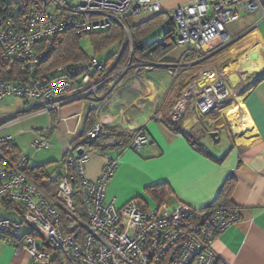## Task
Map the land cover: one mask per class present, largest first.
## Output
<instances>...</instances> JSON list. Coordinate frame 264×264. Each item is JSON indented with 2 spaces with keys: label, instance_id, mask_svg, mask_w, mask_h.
I'll return each mask as SVG.
<instances>
[{
  "label": "built area",
  "instance_id": "1",
  "mask_svg": "<svg viewBox=\"0 0 264 264\" xmlns=\"http://www.w3.org/2000/svg\"><path fill=\"white\" fill-rule=\"evenodd\" d=\"M20 8L18 16L13 11L0 19V70L16 66L23 74L19 81L0 80V102L10 97L40 102L34 114L53 113L49 132L64 136L60 117L64 106L103 103L127 77L140 80L142 72L159 68L169 69L174 80L202 69L172 108L171 121H183L190 104L198 115H208L233 92L215 67L201 66L217 52L204 51L218 41L225 43L223 48L228 46L227 27L242 16L259 12L264 21V0H190L167 13L175 23L176 44L185 48L183 58L176 63H133L128 21L163 13L162 0H20ZM114 24L126 35L130 58L125 66L116 67L119 54L113 62L94 57L84 64L60 66L49 78L39 76L40 67L67 33H96ZM190 54L197 58L186 62ZM6 127H0V213H13L19 220L0 215V246L11 245L16 254L27 252L35 264H215L214 242L241 219L239 209L215 204L171 209L165 203L146 211L133 200L117 208L107 201V187L119 159H110L101 178L92 182L87 178L89 150L76 141L67 142L63 176L52 194L33 176L30 158L20 152L13 137L1 135ZM104 129L103 122L95 125L84 143L97 140ZM46 136L33 141L34 150L51 148ZM149 144L143 130L129 149L137 152ZM105 145L114 147L116 140L108 139Z\"/></svg>",
  "mask_w": 264,
  "mask_h": 264
},
{
  "label": "crops",
  "instance_id": "2",
  "mask_svg": "<svg viewBox=\"0 0 264 264\" xmlns=\"http://www.w3.org/2000/svg\"><path fill=\"white\" fill-rule=\"evenodd\" d=\"M189 1L162 0L161 14H167L165 12ZM154 16H142L131 22L139 25ZM242 18L232 33L227 32L230 44L221 50L216 49L217 42L212 44L213 47L209 45L204 55L214 50L217 52L201 64L217 69L232 90V97L206 116L198 115L194 105L190 104L181 121V130L171 127V122H178L171 121L170 113L185 88L200 75L202 69L186 72L177 80L172 78L169 69L142 72L140 80L133 75L127 77L103 103H70L60 113L63 120L61 130L67 136L60 132H49L53 129L55 115H35V108L41 105L36 100L19 99L25 102L27 108L2 114L3 104L7 100L18 99L6 98L0 102V127L7 125L1 135L13 137L24 155L15 140L18 136L32 133L34 138H39L47 135L51 144L49 150H53V159H56L52 163H57L56 166H32L30 162V168L48 189L50 181H61L67 142H75L83 137L92 110L96 125L100 122L105 124L106 134L122 132L132 137L143 129L150 144L137 152L129 149V144L124 148L110 147L105 153L89 151L87 178L92 182L101 178L110 159H119L118 169L107 187V201L122 208L136 200L143 210H152L159 206L147 194V189L167 184L169 194L165 203L169 207L185 204L194 209H203L215 204L237 208L241 214L240 221L221 234L213 244L217 260L222 264H264V21L259 12ZM162 28L165 31V27ZM246 51L252 52V56L246 60H243L245 56L239 57L229 66L232 59L236 60L238 54ZM184 53L185 48L177 45L168 61L179 62ZM196 58L197 55L190 54L185 61L192 62ZM253 67H258L259 71ZM247 68L255 73H248ZM6 116L10 117L8 121H5ZM41 116L48 117V126L19 130V126ZM115 121L120 125L127 123L131 128L125 130L114 126L112 123ZM212 132L220 134L218 143L210 138ZM29 146L30 151H40L34 150L32 144ZM0 264L35 263L27 252L16 254L14 247L2 244Z\"/></svg>",
  "mask_w": 264,
  "mask_h": 264
},
{
  "label": "trees",
  "instance_id": "3",
  "mask_svg": "<svg viewBox=\"0 0 264 264\" xmlns=\"http://www.w3.org/2000/svg\"><path fill=\"white\" fill-rule=\"evenodd\" d=\"M20 8V0L19 2L11 1V0H0V19L9 16L13 11L15 12ZM128 27L133 35V45H134V54L132 57L133 63H175L169 62L168 57L175 51L177 48L175 34L176 27L173 19L167 14H160L154 16L153 18L147 20L146 22L134 25L131 20L128 21ZM165 27L164 35H159L162 37V40L159 42H153L151 44H147L145 41L157 30ZM124 30L118 25H112L108 30L89 33V34H78V33H67L62 42H59L54 50L51 58L43 64L39 69V76L49 78L54 73V71L63 65L66 64H84L89 62V59L85 52L81 47V40L85 36H89L91 39V45L93 52L95 53V57L105 51L108 47L116 44L123 43L124 39ZM158 36V37H159ZM120 58L116 64L117 68L125 66L128 61L130 55L128 51L126 52L123 49L120 52ZM119 55V54H118ZM117 56V55H116ZM115 58H112V60ZM111 60V59H110ZM110 60L108 62H110ZM104 61V60H103ZM186 73V72H185ZM184 74V73H183ZM183 74L181 76H183ZM23 74L19 72L18 68L13 67L8 71L0 70V80H13L19 81L22 78ZM182 122L173 123L171 122V127H175L177 130H181ZM95 112L92 110L89 114L87 120V126L83 137H80L76 141V145H84L86 149L90 152L97 153H105L110 147L105 145V142L108 139L114 138L116 140V145L112 148H124L128 147L132 140L136 137L138 132L143 131V129L138 130L132 137L126 135L121 132H111L110 134H106L105 131L102 135L94 141L85 142L83 138L95 127ZM129 144V145H128ZM38 181H40V177H36L33 175ZM55 183V184H54ZM59 180L50 181L48 183V190L50 193L55 194V188L57 187ZM54 184V187L52 186ZM147 194L157 203L159 208H161L168 197V185H156L147 189ZM78 205H80L79 200H77ZM81 206V205H80ZM215 264H222L220 261H216Z\"/></svg>",
  "mask_w": 264,
  "mask_h": 264
},
{
  "label": "rangeland",
  "instance_id": "4",
  "mask_svg": "<svg viewBox=\"0 0 264 264\" xmlns=\"http://www.w3.org/2000/svg\"><path fill=\"white\" fill-rule=\"evenodd\" d=\"M11 1L19 2V0H11ZM15 10H16L15 11V15L18 16L19 12H20L19 8L15 9ZM165 13H168V11L165 12ZM242 19L240 21L234 23V24L229 25L227 27V32L230 33L234 27L240 25ZM161 33H163V28L155 31L146 40L147 44H151V43H153L155 41L159 42V40H158L159 37L158 36ZM131 35H132V32H131ZM132 39H133V35H132ZM125 42H126V35L124 33V39H123L122 46H121V44L112 45V46L108 47L105 51H103L101 54L97 55V57L100 60H104L106 62L111 59L110 62H113L114 59L112 60V58H116V55L118 56V54H120V52L122 51L123 48L126 50V52L128 51V54L130 55L129 47H128L127 44H125ZM80 44H81V47H82L83 51L85 52L86 56L89 59L94 58L96 56L95 53L93 52L92 45H91V39H90L89 36L83 37ZM217 44H218V48H216V49H222L225 46V43H222V42H217L215 45H217ZM211 46L213 47L214 45H211ZM233 54H234V52H233ZM251 54H252V52L248 53V51L243 52L241 54H238V57L236 58V60L232 59L230 61L231 63H229V66L231 64H233L234 61L236 62L237 60H239L238 59L239 57L242 58L243 56H245L243 60H246V58H248L249 56H252ZM243 60L241 62H243ZM209 67H211V66H207L205 68L207 69ZM244 68H245V66H244ZM246 71L248 73H253V74L255 73L254 71H251L249 68H247ZM24 104H25V102H23V101H21L19 99L7 100L3 104L1 112H2V114L7 115V114H10L13 111L15 112V111H17V110H19L21 108H27V106H25ZM9 118L10 117L6 116L5 117V121H8ZM49 123H50V120L48 119V117L41 116V117H38L37 119L31 121V122H28V123L24 124L23 126H19L18 128H19L20 131L29 130L30 127L35 128L36 126H39V128H43V127L48 126ZM112 124H114V126H119V127H121L122 129H125V130H128V129L131 128V127H128L127 123H123V122L121 123V125L119 123H117V121L113 122ZM12 130H14V129H12ZM12 130H9V132L12 131ZM36 139L37 138L36 137L34 138V135L31 133V134L18 136L17 139H15V140H16L17 143H19V145L21 146V148L24 151V153L28 157L32 158V161H31V165L32 166H34V165H40V166L41 165H49L48 167L56 166L57 163H52L53 162L52 160H56V159H53L54 158L53 150H40L38 153H35L33 150L30 151L29 144L31 145L33 143V141L36 140ZM170 207L172 209L175 206L171 205ZM0 215L3 218H8V219H12V220H19L17 215H15L13 213H10V212H7V211H4V210L3 211L1 210ZM38 241H39V245L42 246L43 243L41 242V240H38Z\"/></svg>",
  "mask_w": 264,
  "mask_h": 264
},
{
  "label": "water",
  "instance_id": "5",
  "mask_svg": "<svg viewBox=\"0 0 264 264\" xmlns=\"http://www.w3.org/2000/svg\"><path fill=\"white\" fill-rule=\"evenodd\" d=\"M210 138L215 142L218 143L220 141V134L218 132L210 133Z\"/></svg>",
  "mask_w": 264,
  "mask_h": 264
},
{
  "label": "bare ground",
  "instance_id": "6",
  "mask_svg": "<svg viewBox=\"0 0 264 264\" xmlns=\"http://www.w3.org/2000/svg\"><path fill=\"white\" fill-rule=\"evenodd\" d=\"M262 67V66H261ZM253 69H256V70H258L259 68L258 67H253ZM259 71V70H258ZM232 112V111H231Z\"/></svg>",
  "mask_w": 264,
  "mask_h": 264
}]
</instances>
